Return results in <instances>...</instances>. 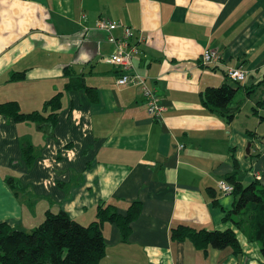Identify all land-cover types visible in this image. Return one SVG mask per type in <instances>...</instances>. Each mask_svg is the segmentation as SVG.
Listing matches in <instances>:
<instances>
[{"label": "crops", "instance_id": "1", "mask_svg": "<svg viewBox=\"0 0 264 264\" xmlns=\"http://www.w3.org/2000/svg\"><path fill=\"white\" fill-rule=\"evenodd\" d=\"M100 18L143 37L134 67L161 97L160 118L148 113L138 86L117 84L118 69L108 62L115 46L96 28ZM111 33L120 38L122 28ZM207 49L219 62L202 65ZM231 66L248 69L247 80L230 81ZM67 69L96 101L66 88ZM263 81L264 0H0V103L31 113L63 92L47 131L0 114V223L29 231L48 211L63 210L88 225L101 203L125 214L140 201L128 242L115 223L104 224L100 264H264L260 243L223 220L235 199L218 189L236 168L242 183L264 187ZM222 85L238 90L240 110L230 121L201 100ZM26 137L37 153L31 166L23 159ZM9 176L25 193L7 184ZM179 224L232 228L242 253L174 242Z\"/></svg>", "mask_w": 264, "mask_h": 264}, {"label": "trees", "instance_id": "2", "mask_svg": "<svg viewBox=\"0 0 264 264\" xmlns=\"http://www.w3.org/2000/svg\"><path fill=\"white\" fill-rule=\"evenodd\" d=\"M65 75L69 79L67 89H83L92 101L97 100L93 89L84 85L80 77H76L68 69ZM14 76L20 78L23 74ZM237 93L238 90L229 85L208 88L202 93V104L230 121L240 110L239 105L233 106ZM62 98L63 92H58L44 104L41 111L31 113L22 112L15 101L0 103V114L12 117L17 122L37 123L39 129L47 131L57 123ZM262 106L264 101L258 103V107ZM260 118L264 123V114ZM24 140L23 159L31 166L37 158V153L30 139L26 137ZM237 174L238 168L227 177V182L233 186L235 202L232 209L225 210L223 220L235 225L250 241L260 243L264 256V187L258 181L244 184L238 180ZM6 182L15 191L25 193L22 184L16 178L9 176ZM209 194L214 204L218 205L216 192L209 190ZM141 210L140 201L131 203L125 214L119 213L111 204L101 203L97 209L96 219L88 225L72 219L63 210L57 213L48 211L44 220L29 231L14 229L7 223H0V264H100L106 255L107 247L103 236L104 224L115 223L119 228L121 240L128 242L132 233V223L139 217ZM171 240L189 241L195 248L203 251L209 247L217 250L230 248L234 255L242 253L237 233L232 228L208 231L179 224L171 229Z\"/></svg>", "mask_w": 264, "mask_h": 264}, {"label": "built area", "instance_id": "3", "mask_svg": "<svg viewBox=\"0 0 264 264\" xmlns=\"http://www.w3.org/2000/svg\"><path fill=\"white\" fill-rule=\"evenodd\" d=\"M96 28L105 31L108 34V40L114 44V52L108 58V62L115 65L118 69L117 84L121 87L135 85L141 89L144 104L148 113L153 118H160L163 114V106L161 97L157 92L147 84L146 76L140 75L135 71L134 62L142 53L141 42L134 40V30L132 27L123 25L118 21H112L107 18H100L96 22ZM116 28H122V36L116 38L111 33ZM220 55L216 50L207 49L202 53L201 62L204 66H211L219 62ZM249 70L243 66H231L226 71V77L234 83H243L247 80ZM184 145H179V150L183 149ZM218 189L224 195L233 193V186L226 181L218 182Z\"/></svg>", "mask_w": 264, "mask_h": 264}]
</instances>
